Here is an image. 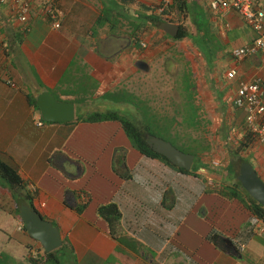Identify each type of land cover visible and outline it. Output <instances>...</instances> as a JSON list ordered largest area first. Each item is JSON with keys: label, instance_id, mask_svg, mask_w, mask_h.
Listing matches in <instances>:
<instances>
[{"label": "crops", "instance_id": "1", "mask_svg": "<svg viewBox=\"0 0 264 264\" xmlns=\"http://www.w3.org/2000/svg\"><path fill=\"white\" fill-rule=\"evenodd\" d=\"M165 1L173 2L52 0L59 28L44 11L42 0H32L26 24L18 20L12 2L0 5V77L16 83L0 81V158L18 169L33 194L34 207L60 229L62 247L73 253L77 264H253L251 254L264 258L258 218L240 200L212 190L231 182L230 161L221 170L211 165L216 159L206 152L201 162L206 172L182 173L134 148L120 122L77 119L86 117H78L77 110L83 111L87 104L91 112L121 111L117 95L127 89L137 96L143 88L152 92L154 72L164 69L177 77L180 58L191 73L196 111L210 130L211 152L219 138L224 140L223 151L227 143L237 142L230 152L250 134L245 113L233 99L242 81L260 77L264 83V53L237 61L232 51L250 45L255 30L238 12L216 13L211 0H202L211 12L210 34L221 43L216 63L198 47L210 27L201 30L193 0H188L190 13L185 18L195 27V33L186 27L191 37L173 41L155 25V17L176 23L186 16L175 10L159 13ZM257 1L264 6V0ZM216 64L224 78L231 68L237 69V76L226 83L212 67ZM84 80L91 81L87 90ZM179 83L174 82L176 97H181ZM225 86L228 100L221 95ZM45 91L60 102L73 103L75 119L46 122L40 108L30 102V97L38 98ZM88 96L97 102H88ZM143 103L126 102V110L141 121ZM159 106L160 115L167 116L162 112L169 113V104ZM40 120L43 125H38ZM220 120L225 123L221 134ZM243 154L264 180V145L255 137ZM168 193L173 195L169 207ZM83 194L90 202L80 212L76 207L85 201ZM109 202L122 211L117 236L98 215L99 206ZM187 220L191 224L186 225ZM21 223L11 191L0 185V264H12V254L21 256L25 264H42L40 257L37 261L30 254L41 244L19 229ZM213 231L220 235L218 243L210 239ZM13 238L26 248L16 251Z\"/></svg>", "mask_w": 264, "mask_h": 264}, {"label": "rangeland", "instance_id": "2", "mask_svg": "<svg viewBox=\"0 0 264 264\" xmlns=\"http://www.w3.org/2000/svg\"><path fill=\"white\" fill-rule=\"evenodd\" d=\"M193 1H194V3H192V6L195 7V10H193V11H195L197 13L196 16L199 18V20L201 22L202 29H205V27L207 26V27H210V32H211L212 22L209 19L211 16V12L209 11L207 4L203 3L202 0H193ZM196 16H195V18H196ZM185 18H187V15L184 18H182L183 20L180 19L177 21L180 23H183L187 28H189L190 31L195 33L194 25L192 23H190V21L188 22V20ZM178 22H176V24H179ZM167 38H169L173 41L177 40L174 37L167 36ZM208 39H209V41L200 42L199 44L202 46V47L201 46L200 47H201V49H206L205 50L206 56L209 57L210 59L215 58V61L217 63L216 54L220 50L221 43H219L218 40L215 39V36L213 38L209 37ZM211 39H213V40H211ZM186 42H188V41H186ZM205 43H209L208 46H210V47L207 48L205 46ZM186 47L190 48L189 45H187ZM176 49L177 50L179 49V45L176 47ZM173 55H175V54H173ZM178 60H180L181 69H180V73L177 77L175 76L173 78L164 69L160 70V71H158L159 69H157V71L154 72L153 76H155L154 77L155 79L153 78L154 81H152V83H153L152 92H150L149 89L145 90V88H143V86H142V87H139V89L143 88V92H140V95L137 96L136 93H131L132 91L128 86V88L130 89V92L127 89V90L123 91L122 93H120V95H117V97H118L117 101L119 103H122V106L119 109L121 111H119V113L121 115H125L127 117H130L131 119H134L126 110L128 108V107H126V102L131 103V102H135L138 100H145V103H146L145 106H144V103H143V106L140 104V113H142L141 118H144L146 120H150L151 125L154 126L153 128H154L155 133H157L161 137L166 138L168 141L174 143L180 149H183L185 151H190L188 153H192V152L197 153V154L201 153V156L204 157V154L207 152L208 156H210L212 159H217L221 162V166L219 167V169L224 170L225 165H227L231 159V156H230L228 150L233 147L232 145L234 143L237 144V142L232 141V143H227L226 145H229V147H227L225 149V151H223V146L225 147V145H221V144L224 140L222 138H219V140L215 141V139H214V141L216 143V151L211 152V147L209 144H207V141L209 140L210 130H207L203 127V126H205V122L200 120V117L196 111V106L193 102L194 97H191L194 95V90L192 88V85L190 84V79L187 82V78H189V74L191 75L190 70L188 69L189 73H188V71H185V69L187 68V65L185 64L184 61H181L180 58H178ZM186 63H187V61H186ZM217 65L218 64H216L212 67L216 68V67H218ZM159 67L160 66L157 65L156 68H159ZM164 68L166 69V67H164ZM216 70H217V68H216ZM184 71H185V73H184ZM217 72H218V70L216 71V73ZM222 72H224V71L222 70V71L218 72L219 78L221 80L225 79L226 83L229 82L230 80L227 79V77H225V78L223 77L224 73H222ZM150 81L151 80H148V82H150ZM174 82H176V83L180 82L179 84H183L182 86H180L178 88V91H177V94L181 97H176L177 95L174 94V91H176V89H175L176 87L174 85ZM88 83L91 84V81L90 80L89 81L84 80L82 83L83 88H85L86 90L88 87ZM225 91H227V87L226 86L224 88L221 87L222 99L224 97H226L228 100L229 96L225 94ZM83 92L88 93L86 91H83ZM206 92H208V90H206ZM141 93H142L143 97H141ZM88 97H89V99H87ZM88 97H85L88 100V102H91V103L97 102L96 98H91L90 96H88ZM178 100H179V102H178ZM103 101H104V99H103ZM164 102L166 104H169V113H167L168 117L166 115H160V111H159L160 106L159 105H161V103L164 104ZM150 104H152V105H150ZM167 107H168V105H166V108ZM153 108L155 110H153ZM221 109H220V113H221ZM143 111L145 113H147V115H143ZM92 113H94V112H91L90 105H88V104L86 105L85 108H83V111L81 109L77 110L78 117H81L82 115L89 116ZM174 115H177V119H179V121L177 123L174 120V117H173ZM79 121L83 122V119H80ZM219 122H220L219 133L221 134V131L224 128L223 125L225 123L222 122L221 120ZM205 131L207 133V136L205 135ZM223 144H224V142H223ZM238 146H239V144L237 146H234L233 149H236ZM212 187L213 186H211V188ZM169 193L172 194L171 192H169ZM169 193H168L169 198L166 200L167 207H169L173 203V199H172L173 195L171 196V195H169ZM196 207H198V206H196ZM140 209L142 211V207ZM12 222H14V218H12ZM189 224H191V222H190V220H187L186 225H189ZM13 230L14 231L16 230L15 226H13ZM9 233H11V235H13L12 230ZM17 236L23 237L21 232H18ZM11 246L14 247L16 251L18 250V247H20V246H22L24 249L26 248L25 245L20 244L14 238L12 239ZM37 248L42 249V247L40 245H38ZM6 250L7 249H5V253H6ZM8 250L11 251L12 249L11 250L8 249ZM23 252H25V251L23 250ZM32 252H33V250L30 249L31 256H32ZM43 256H44V253L42 256L39 255V257L41 259L43 258ZM57 256L62 260V264H77L75 256L67 248L60 249L57 252ZM252 256H254L253 260L255 261L253 264H264V258H262L261 255H252L251 254L250 259L252 258ZM21 259H22V257L18 256L16 254H12V256H11L12 264H25V260L24 259L21 260ZM44 259H45L44 264H52V263L46 262V256Z\"/></svg>", "mask_w": 264, "mask_h": 264}, {"label": "trees", "instance_id": "3", "mask_svg": "<svg viewBox=\"0 0 264 264\" xmlns=\"http://www.w3.org/2000/svg\"><path fill=\"white\" fill-rule=\"evenodd\" d=\"M177 11L180 17L183 15H188L190 13V9L188 6V0H173V2L170 4L168 10L166 11V14H170L172 11ZM168 21L174 22L172 19H168ZM155 25L160 29V26L162 23L165 22L164 19L157 18L155 17L154 19ZM176 22V21H175ZM208 28V27H207ZM202 30V28H201ZM208 35L205 36L204 42L209 41V37L213 38L210 34V29H208ZM169 37H172L168 35ZM185 37H191L189 31L187 30L186 26L183 23H180V32L177 37H174L176 39H183ZM193 39V38H192ZM213 40V39H211ZM198 42V47L202 51L204 55H206L205 50L206 49H201V45ZM209 43H205V46L208 47ZM201 46V47H200ZM189 81V78H187V82ZM264 85V83H263ZM193 97V96H191ZM30 102L38 107L37 105V98L36 97H30ZM146 104L144 103V106ZM143 106V105H142ZM154 107V106H153ZM39 108V107H38ZM153 110H155L153 108ZM128 113L131 115V112L128 111ZM162 114H167V112H162ZM143 115H147L143 111ZM142 115V116H143ZM173 117L175 122L177 123V115H174ZM78 121L80 119H83L85 122H103V121H118L121 123L126 135L128 136L129 140L131 141L132 145L134 148H136L139 152L142 154L158 159L165 164L171 166L172 168L186 174H194V175H199L198 170L202 167L201 162L204 161L203 157L201 154L193 153L195 154V163L193 165L192 170H187L184 168H180L173 164L167 157L164 155L156 152L154 149H152L148 143V136H158L157 133L154 131V126L151 125L150 120L142 119L137 120V119H131L130 117H127L125 115H121L117 111H107V112H94L89 116H86L84 118H77ZM180 123V122H179ZM165 140H167L164 137H161ZM255 139V137L252 134H249L245 137L244 140H241L239 146L234 149L233 151H230L229 154L231 156L230 163L232 164V172H230V176L232 177V180L227 186H216L213 187V191L219 192L221 195H224L229 198L233 199H238L241 202L245 204V206L260 220L264 221V206L261 205L258 201H256L245 188L242 186L241 182L238 180V175H239V169H240V164L243 161H248L247 158L244 157L243 152L245 151L246 148L250 146L252 141ZM168 141V140H167ZM174 144V143H173ZM175 145V144H174ZM176 146V145H175ZM179 148V147H178ZM180 149V148H179ZM183 150V149H181ZM185 151V150H183ZM185 152H190V151H185ZM236 156H240L241 159L239 161L235 160ZM237 167V168H236ZM123 169L125 170V164L123 165ZM0 185L3 186L4 188H7L11 191L12 197L14 198L16 202V207H17V214L20 216V206L22 204H29L32 207L35 206L34 200H33V194L28 190L27 191V183L24 180L23 177H21L18 169L13 166L12 164L8 163L7 161H4L3 159L0 158ZM85 196V201L77 206L76 208L78 211L82 212L87 205L89 204L90 200L86 194H83ZM246 199L248 202H246ZM98 215L102 219H104L109 226L110 232L112 235L117 236V231H118V226L120 225V222L122 220V211L119 207V205L115 202H109L107 204H103L99 206L98 208ZM259 221V220H258ZM26 229V228H25ZM210 239L218 243L220 241V235L218 232L213 231L210 235ZM63 248V247H62ZM60 248V249H62ZM56 250L50 253L43 252L44 256L40 260L39 256L37 257V261H41L42 264L45 263V256H46V262L52 263V264H62V260L57 256V252L60 250ZM43 255V254H42ZM41 255V256H42Z\"/></svg>", "mask_w": 264, "mask_h": 264}, {"label": "built area", "instance_id": "4", "mask_svg": "<svg viewBox=\"0 0 264 264\" xmlns=\"http://www.w3.org/2000/svg\"><path fill=\"white\" fill-rule=\"evenodd\" d=\"M12 2L14 10L17 14L18 20L22 24H26L32 14L33 2L32 0H0V5L8 4ZM44 11L54 21V26L59 28L61 26L57 19V13L55 12L52 4V0H42ZM169 5V1H165L159 8V13L165 12ZM211 8L216 12L236 11L238 12L245 23H249L256 32L254 41L243 47L234 48L232 53L237 61L257 54L259 52L264 53V6L260 5L257 0H212ZM143 46L147 45V42L142 43ZM264 68V65H263ZM228 79H234L238 71L236 68H231L227 71ZM0 81H6L11 86H16V83L11 79L0 77ZM234 106L245 113V126L247 132L252 134L258 139V141L264 145V85L263 79L255 77L253 81H242L236 89L234 96ZM42 125V122H39ZM211 165L219 167L221 162L219 160H212ZM201 173L206 172L205 169L200 170ZM256 224L257 232L259 234L264 233V221H259ZM20 230H24V224L19 226ZM41 253L38 249H33L32 257H37Z\"/></svg>", "mask_w": 264, "mask_h": 264}, {"label": "water", "instance_id": "5", "mask_svg": "<svg viewBox=\"0 0 264 264\" xmlns=\"http://www.w3.org/2000/svg\"><path fill=\"white\" fill-rule=\"evenodd\" d=\"M160 28L172 37H177L180 25L164 22ZM37 105L46 122H71L75 119V106L73 103L60 102L50 92L45 91L37 98ZM148 143L156 152L167 157L173 164L180 168L192 170L195 163V155L187 153L172 142L158 136H148ZM240 156L235 160L239 161ZM238 180L248 193L264 206V180L248 161L240 164ZM20 216L25 224L28 234L39 241L47 253L60 249L63 245L60 229L53 222L46 220L35 207L29 204L20 206Z\"/></svg>", "mask_w": 264, "mask_h": 264}, {"label": "clouds", "instance_id": "6", "mask_svg": "<svg viewBox=\"0 0 264 264\" xmlns=\"http://www.w3.org/2000/svg\"><path fill=\"white\" fill-rule=\"evenodd\" d=\"M212 1V0H211ZM163 5V4H162ZM169 6H170V2H169V5H168V7H167V9L165 10V12H163V13H161V14H166V11L168 10V8H169ZM179 25H180V23H179ZM6 82V81H5ZM39 107V106H38ZM39 122H42V125H43V121L42 120H40ZM39 122H38V125H39ZM217 160V159H216ZM221 166V165H220ZM219 166V167H220ZM218 167V168H219ZM201 169V168H200ZM200 169L198 170V172H200ZM202 169H206V168H202ZM201 173V172H200ZM259 221H261L260 219H258ZM22 223L24 224V222L22 221ZM26 227H25V224H24V230L23 231H27V229H25ZM35 241H37V240H35ZM39 242V241H38ZM40 243V242H39ZM41 244V243H40ZM41 247H42V249L41 248H32V250L33 249H38V250H40L41 251V253L39 254V255H42L43 254V252H46L45 251V249L43 248V246L41 245ZM38 255V256H39ZM37 256V257H38ZM37 257H35V259H37ZM34 258V257H33Z\"/></svg>", "mask_w": 264, "mask_h": 264}]
</instances>
